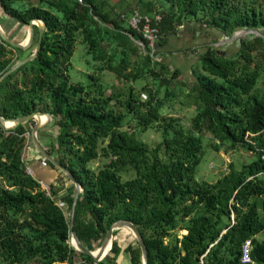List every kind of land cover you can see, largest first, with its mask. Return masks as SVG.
Masks as SVG:
<instances>
[{
  "label": "trees",
  "instance_id": "1",
  "mask_svg": "<svg viewBox=\"0 0 264 264\" xmlns=\"http://www.w3.org/2000/svg\"><path fill=\"white\" fill-rule=\"evenodd\" d=\"M142 2L143 13L155 16L159 9L164 15L161 49L150 47L122 14L105 8L104 0H0L5 31L6 19L19 26L34 18L46 23L37 58L1 82L0 115L54 117L57 140L45 145L41 135L47 128L38 137L81 182L75 231L86 248H100L112 223L126 220L143 235L149 264H245L248 241L250 264H264L259 238L264 233V33L242 38L231 57L208 46L192 67L191 84L163 59V50L188 22L227 38L242 29L262 31L264 0ZM35 31L38 45L37 25ZM79 40L94 66L88 85L71 82ZM35 50L12 48L0 38V78ZM105 72L123 87L103 83ZM139 81L148 82L138 89ZM178 104L196 109L191 125L173 111ZM165 107L171 114H163ZM35 126L30 120L7 131L0 123V264H116L117 242L100 262L72 246L76 183L37 148L31 151L27 136ZM147 128L163 136L151 149L137 136ZM206 132L216 151L245 149L256 159L241 169L231 163L217 182L199 181ZM34 159L39 163L32 166ZM99 159L107 162L98 171L90 169ZM42 168L58 176L42 178ZM132 171L135 177L124 181L122 175ZM134 241L137 246L126 249L131 264H143Z\"/></svg>",
  "mask_w": 264,
  "mask_h": 264
},
{
  "label": "rangeland",
  "instance_id": "2",
  "mask_svg": "<svg viewBox=\"0 0 264 264\" xmlns=\"http://www.w3.org/2000/svg\"><path fill=\"white\" fill-rule=\"evenodd\" d=\"M142 1L143 0H104V5H105V8L107 9L115 10L116 14L120 13L123 15V13H131L135 9H139L140 11H142L143 10ZM157 12L160 13L159 9L157 10ZM190 23L194 24V21L188 22L185 26V29H188L187 26H189ZM5 25H6L7 33L9 34L10 37H12V39L15 42L21 43L26 39L27 33H28V26H19L18 22L14 21V19H11V20L6 19ZM36 33L37 32L35 31L34 40L31 45L35 48L37 47L36 40H35V37H37ZM219 42H221V38L216 39L213 43L218 44ZM157 47L159 48L160 46H157ZM203 50L204 49L200 50L199 52ZM86 51H87L86 45L83 44L81 40H79L76 44L75 52L72 57V69L70 71L71 82L74 84L80 83L83 85H88L90 83L89 75L93 73L94 66H93V63L92 65H89L87 63ZM28 54H29V51H27L25 56H27ZM199 55L200 54H195V57L198 58ZM163 59L166 62L168 61L166 58H163ZM172 60H174V63H176L178 66L183 67V68L185 65L188 64V58L185 57L183 53H180V56H177L174 58L172 57ZM197 61L199 62V60ZM197 61H196V64L198 63ZM185 73L186 74L184 75L185 76L184 78L186 79L187 82L191 84L193 71H191L190 73L189 71L186 70ZM102 80H103V83L107 84L110 88H113V87L122 88L123 87V84L120 83L117 80V78L114 76V74L110 72H105L104 75L102 76ZM147 82L148 81H139L137 83H134V86L140 89L142 86H145ZM144 97L145 95L142 96V98ZM173 111L177 112L182 117V119L187 125H191L192 119L197 114L196 109L194 107H188L187 105L184 106L181 104H178L175 110ZM162 112L163 114L167 115L169 113L171 114L172 111L168 107H165L162 110ZM58 134H59L58 128L53 127V125H51L47 127V130L42 132L41 137L45 145L50 146L51 142H55L57 140ZM137 136L140 140H142L145 144H147L148 148L150 149L156 147L159 143H161L163 139L162 134L154 130V128H147L145 132L138 131ZM205 136H206L205 155H204L202 164L199 166L198 171H197V179L199 181H208L211 183L217 182L224 174L229 172V165L231 163L234 164L237 169H241L244 164H249L254 159H256L254 158L251 152H248L245 149H237L235 151H230L226 147H224L220 152H218L215 149H213V147L211 146L214 142L213 135L206 132ZM27 142L30 145L31 151L33 153L36 152V149H35L36 147L34 146L31 136L29 135L27 136ZM106 162L107 160L105 159H99V160L92 161L91 163H89L88 166L90 169L94 171H98V169L101 168ZM30 171L33 172V174L37 175V171H34V169H30ZM38 174L39 176L43 178L42 173L38 172ZM55 176H58L57 172L55 173ZM122 177H123V180L126 181L128 179L135 177V172L132 171L128 175H122ZM43 187L48 189L49 186H48L47 181H43ZM120 232H127L126 236H129L132 242L136 245V242L134 241L136 239L128 231V229L120 228ZM259 238L261 240H264V233L261 234ZM93 248L94 250L99 249L97 247H93Z\"/></svg>",
  "mask_w": 264,
  "mask_h": 264
},
{
  "label": "water",
  "instance_id": "3",
  "mask_svg": "<svg viewBox=\"0 0 264 264\" xmlns=\"http://www.w3.org/2000/svg\"><path fill=\"white\" fill-rule=\"evenodd\" d=\"M35 25L38 26V31H39V40H38V45L36 47V50L31 56L25 58L19 64H17L13 68H11L8 72H6L0 78V84L7 76L11 75L15 71L19 70L21 67L26 65L27 63L37 58L41 50V47H42V39L44 36V32L46 30L45 21L43 19L34 18L30 21L28 25V33H27L26 39L21 43H17L13 39H11V37L4 30L3 25L0 22V38L12 48L22 49V50H27L32 45L33 40H34V34H35ZM207 29L220 32L212 28H207ZM263 33H264V29L262 31L242 29V30H238L233 35L232 38H227V36L223 32H220L221 34L220 38L222 39L221 42H219L218 44L212 43L211 45L216 47L219 53L221 52L226 57H231V56L236 55L239 52L242 46V41H241L242 38L248 37L249 39H253L254 37L263 36ZM207 50L208 48H205L201 52L197 50L194 53L200 54L199 56H201ZM43 117H45L46 120L40 121V119ZM30 120L36 121V126L32 130L31 138L37 150L39 151V153L46 160L53 162L59 169L64 171L76 183V193H75V199H74V204L72 208V220H71V244L72 246L75 247L77 251L91 256L94 261L100 262L108 255V253L112 249L113 240H114V232L117 231V229L125 228V229H128V231L134 236V238L138 242L140 249L142 251L143 264H149V252H148V248L145 243L144 237L139 231V228L133 222H130V221L118 220L112 223V225L109 228V231L107 232V235L104 239L102 246L98 250H90L84 246L79 235L75 231V216H76L78 204L80 201V197L83 191L81 182L77 180L76 176L72 172H70L67 168H65L54 157H51L49 155V153L46 151V149L41 144V141L39 140V137H38L41 131L45 130V128H47L48 126L54 123L55 121L54 117L51 116L49 113L36 112L28 116L17 118L15 120H6L3 116L0 115V123L4 126L5 130L7 131L13 130V128H15L16 126L22 123L28 122ZM183 234L188 235V232L184 231Z\"/></svg>",
  "mask_w": 264,
  "mask_h": 264
},
{
  "label": "crops",
  "instance_id": "4",
  "mask_svg": "<svg viewBox=\"0 0 264 264\" xmlns=\"http://www.w3.org/2000/svg\"><path fill=\"white\" fill-rule=\"evenodd\" d=\"M185 26L186 24L181 26L179 35L172 37L171 47L163 50L164 55H165L164 58L168 60L167 63L170 64L173 70H181L183 72V76L186 74L185 73L186 70L191 73L192 67L196 64V61L199 60L200 58V56L196 58L194 52L197 50L200 51L202 49H205L208 46H212L211 44L216 39H220L221 37L220 32H217L214 30H208L207 28H205L204 25L198 22H195V21H194V24L190 23V25L187 26L188 29H185ZM158 49H161V47H159ZM170 53H173V54L170 55ZM180 53H183L185 57L188 58V64L185 65L184 68L178 66L176 63H174V60H172V57L174 58V57L180 56ZM156 57L162 59V54H157ZM38 163L39 161L36 159L31 161L32 166L37 165ZM42 169L45 171V173L40 172L43 174V176L48 177V178H51V177L54 178L55 176L54 172L47 171V169H44V168ZM119 232H120V229L117 235L114 236V240H113V242L118 243V246L121 250L119 256L116 259V264H131L130 256L127 253L126 249L130 244L134 245V243L132 242L129 236H126L127 232H120V233ZM111 256L113 257V254H111Z\"/></svg>",
  "mask_w": 264,
  "mask_h": 264
},
{
  "label": "built area",
  "instance_id": "5",
  "mask_svg": "<svg viewBox=\"0 0 264 264\" xmlns=\"http://www.w3.org/2000/svg\"><path fill=\"white\" fill-rule=\"evenodd\" d=\"M124 20L131 25L132 30L141 35L150 45L157 50L162 37L160 24L164 19V15L156 12L155 16L143 13L139 9L133 10L131 13H123ZM251 242L248 241L242 250V262L245 264L252 263L251 259Z\"/></svg>",
  "mask_w": 264,
  "mask_h": 264
},
{
  "label": "bare ground",
  "instance_id": "6",
  "mask_svg": "<svg viewBox=\"0 0 264 264\" xmlns=\"http://www.w3.org/2000/svg\"><path fill=\"white\" fill-rule=\"evenodd\" d=\"M45 120H46V118H45V117H43V118H41V119H40V121H45Z\"/></svg>",
  "mask_w": 264,
  "mask_h": 264
}]
</instances>
